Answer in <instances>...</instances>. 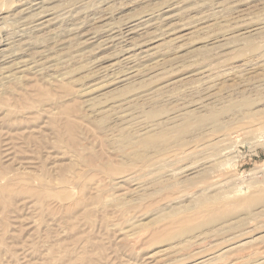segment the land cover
Instances as JSON below:
<instances>
[{"label": "rangeland", "instance_id": "obj_1", "mask_svg": "<svg viewBox=\"0 0 264 264\" xmlns=\"http://www.w3.org/2000/svg\"><path fill=\"white\" fill-rule=\"evenodd\" d=\"M185 120L183 145L123 141ZM202 192L230 228L170 239ZM207 251L264 264V0H0V264Z\"/></svg>", "mask_w": 264, "mask_h": 264}, {"label": "bare ground", "instance_id": "obj_2", "mask_svg": "<svg viewBox=\"0 0 264 264\" xmlns=\"http://www.w3.org/2000/svg\"><path fill=\"white\" fill-rule=\"evenodd\" d=\"M26 1H28V0H26ZM248 1V0H247ZM33 3V2H32ZM26 5V4H25ZM172 18V17H171ZM139 21V20H138ZM142 21V20H141ZM134 24V23H133ZM148 24V23H147ZM131 25V24H130ZM130 29V28H129ZM36 30V29H35ZM130 31V30H129ZM132 31V30H131ZM168 31V30H167ZM129 33H131V32H129ZM82 35V34H81ZM115 35V34H114ZM179 36V35H178ZM91 37V36H90ZM117 37V36H116ZM135 37V36H134ZM176 38V37H175ZM105 39V38H104ZM92 40V39H91ZM127 41V40H126ZM104 42V41H103ZM134 42V41H133ZM137 42V41H136ZM105 43V42H104ZM109 43V42H108ZM137 43H139V42H137ZM138 45V44H137ZM135 47V46H134ZM102 48V47H101ZM131 49V48H130ZM147 52V51H146ZM133 57V56H132ZM128 59V58H127ZM131 59V58H130ZM117 63V62H116ZM120 63H122V62H120ZM118 65V64H117ZM26 68V67H25ZM191 113L192 112H186V114H185V116L186 117H190L191 116ZM177 116V115H176ZM175 117V116H174ZM181 117H183V116H181ZM180 117V118H181ZM206 116H202L201 117V121H203V120H206ZM171 119V121H170V123H173V122H175V121H177L178 119H172V118H170ZM160 123V122H159ZM164 125V124H163ZM189 128H190V123H189V120H185V122L183 123V125L181 126V127H179V128H177V129H175V130H173V131H167V130H161V131H159V132H157V133H154V134H150V135H145V136H142L141 138H139V139H133V138H131L129 135H125L124 136V138H123V141H125V142H128L129 144H131V143H137L138 145H140V146H143V147H145V148H157V149H162V147L164 146V145H166V144H169V143H171L172 141H174V142H176V144L177 145H183V142H184V140H183V137H184V135L186 134V133H188L189 132ZM221 138V137H220ZM223 138V137H222ZM225 138V137H224ZM217 141V140H216ZM219 141H220V139H218V141H217V143H215L214 145H218L219 146ZM190 168H192V167H190ZM203 171V170H202ZM202 171H201V173H202ZM194 171H191L190 173H193ZM197 173V172H196ZM203 174V173H202ZM190 175V174H189ZM198 177V176H197ZM192 178H194L193 176L192 177H188L187 179H185V181H189V180H191ZM201 192V191H200ZM203 193V192H202ZM199 194V193H198ZM196 195V194H195ZM203 195H204V193H203ZM202 194L201 195H199V197H198V199H197V201H196V204H193V208L195 209V207L198 205V208L199 207H202L201 209H203L204 207H209L207 210L209 211L208 213H206L207 215L206 216H204V218H202V219H199L198 221H195L193 224H188V225H185V226H183V227H181V228H179L178 230H176V231H174V232H172L171 234H169L168 235V237L170 238V239H173V238H178V237H180V236H184V235H186V234H188V233H190V232H192L193 233V230H195V229H197V228H207V227H212L213 226V229L212 230H214V229H220V228H222V229H224V228H230V225H227V221L224 219V216H225V214H226V212L227 211H223V210H220L221 208L222 209H224L223 207H218L217 206V201H218V198L217 197H215V196H208V195H204L203 196ZM197 196V195H196ZM193 200V199H192ZM245 201V200H244ZM219 202H220V200H219ZM236 202H238V201H236ZM229 203V202H228ZM235 203V202H234ZM234 203H230V204H233V206L235 205ZM239 203H242V202H239ZM246 203H247V201H246ZM245 203V204H246ZM229 204V205H230ZM243 204V203H242ZM241 204V205H242ZM244 204V205H245ZM236 205H238V207L237 206H235V207H237L238 209H239V207L241 206V205H239V204H236ZM221 206V205H220ZM232 206V205H231ZM232 206V207H233ZM166 207V206H165ZM168 207V206H167ZM166 207V211L165 212H163L162 213V211L160 212V213H162V217L164 218V217H166V218H171V220L173 219V220H175L176 221V219H181L182 220V222L184 221V224L185 223H189V219L185 216V215H183V214H186L185 213V208H186V206H184V207H175V208H167ZM197 208V207H196ZM220 208V209H219ZM227 208H229V206L227 207ZM232 209H236V208H232ZM163 210V209H162ZM200 210V209H199ZM229 210V209H228ZM223 211V212H222ZM154 214V213H153ZM203 214H204V211H203ZM187 215V214H186ZM191 216H193V215H191ZM160 217V216H159ZM160 219H158V221H159ZM162 220V219H161ZM180 221V220H179ZM156 222H157V220H156ZM191 222V221H190ZM221 226V227H220ZM220 227V228H219ZM210 228H207V230H209ZM212 230H209V231H211L212 232ZM228 230V229H227ZM225 231V230H224ZM218 232V231H217ZM219 233V232H218ZM222 233V232H221ZM221 233H220V235H221ZM224 233V232H223ZM194 234V233H193ZM212 236V235H211ZM223 236V235H222ZM198 237V236H197ZM208 237V236H207ZM214 237V236H213ZM200 238V237H199ZM202 238H203V236H202ZM209 238V237H208ZM225 238V237H224ZM262 238H263V236H262ZM198 239V238H197ZM210 239V238H209ZM218 239H220V238H218ZM223 239V238H222ZM188 240V237H183V238H181V243H184L185 241H187ZM208 240V239H207ZM229 240H230V238H229ZM233 240V239H232ZM241 240V239H240ZM252 240H253V238H252ZM215 241H216V239H215ZM218 241V240H217ZM196 242H199V240H197V241H195V240H193L191 243H190V245L192 246V244H196ZM220 242H222V240L220 241ZM245 242V241H244ZM208 243V242H207ZM212 243V242H211ZM233 243H234V240H233ZM236 243V242H235ZM239 243V242H238ZM241 243V242H240ZM249 243V242H248ZM247 243V244H248ZM229 244H230V242H229ZM198 245H199V243L198 244H196V246L198 247ZM209 245H211V244H209ZM235 245V244H234ZM243 245V244H242ZM241 245V246H242ZM245 245V244H244ZM243 245V246H244ZM195 246V245H194ZM236 246H237V244H236ZM208 246L206 245V246H204L203 248L202 247H200V251H202V249H204V248H207ZM223 247H225V246H223ZM235 247V246H234ZM239 247V246H238ZM240 248V247H239ZM195 249H196V247H195ZM198 250V249H197ZM207 250V249H206ZM219 250V249H218ZM217 250V251H218ZM200 251H197L198 253L200 252ZM223 251V253H224V251L225 250H222ZM221 251V252H222ZM226 251H227V249H226ZM234 251V250H233ZM205 252V251H204ZM208 252V251H207ZM210 252H212V251H210ZM231 252V251H230ZM203 253V252H202ZM223 253H221V254H223ZM226 253V252H225ZM201 254V253H200ZM199 255V254H198ZM218 254L216 253V252H213V253H209L208 252V254H203V255H200V256H197L196 258H194V259H192V260H190V261H188V262H185L184 264H209L210 262H211V260L212 259H215V257L217 256ZM220 257H221V255H220ZM252 258H254V257H252ZM259 258V257H258ZM260 258H262V257H260ZM216 259H218V258H216ZM254 259H256V257L254 258ZM246 260H248V259H246ZM245 260V264H246V261ZM253 260V259H252ZM251 260V261H252ZM214 261V260H213ZM249 262H250V259L248 260ZM254 261H258V259L257 260H254ZM261 261V260H260ZM263 261H264V259H263ZM254 263V262H253ZM257 263V262H256ZM259 263V262H258ZM242 264H244L243 262H242ZM252 264V263H251ZM261 264V263H260Z\"/></svg>", "mask_w": 264, "mask_h": 264}]
</instances>
